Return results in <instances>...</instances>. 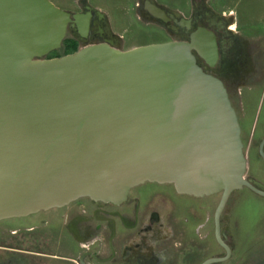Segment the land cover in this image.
<instances>
[{"label": "water", "instance_id": "1", "mask_svg": "<svg viewBox=\"0 0 264 264\" xmlns=\"http://www.w3.org/2000/svg\"><path fill=\"white\" fill-rule=\"evenodd\" d=\"M90 16L50 0H0V220L82 197L119 204L144 182L171 184L194 197L220 193L214 236L225 254L200 264L227 260L226 202L245 187L264 197V185L245 177L226 86L198 62L215 64L214 32L198 26L187 40L127 50L108 38L45 57L68 27L85 36ZM181 21L191 27L190 18Z\"/></svg>", "mask_w": 264, "mask_h": 264}, {"label": "rangeland", "instance_id": "2", "mask_svg": "<svg viewBox=\"0 0 264 264\" xmlns=\"http://www.w3.org/2000/svg\"><path fill=\"white\" fill-rule=\"evenodd\" d=\"M50 1L69 12H80L83 6L89 5L94 12L92 19L100 12L103 35L107 34L110 39H114L113 46L121 50L176 40L181 33L175 34L162 22L145 16L147 13L142 6L144 0ZM150 1L166 12H172L184 19L191 18L195 7L201 12L210 13L213 10L223 14L230 19L233 30L247 40L249 48L246 52L252 71L249 70L243 76L242 85L229 86L227 82L224 84L238 115L243 149L248 159L250 153L245 177L264 183L262 161L254 147L249 152L248 144L251 137L259 134L257 142L264 134V0ZM85 40L86 42L77 38L68 28L61 46L45 57H58L89 43L101 41L100 36ZM151 189V192L156 193L153 202L151 201L152 208H157L160 212L162 234L165 236L164 240H154V252L160 258L162 256L169 260V264H199L205 258L224 253L215 240L213 225V212L220 193L196 198L174 193L168 184L153 185ZM55 213L52 211V216ZM48 215L50 214L0 220V247L54 253L53 244L56 243V238L46 226L50 218ZM52 227L58 228L59 222L52 224ZM221 229L227 241L232 244V254L224 264H264V197L246 189L234 191L222 211ZM40 230L46 234L41 236ZM31 256L0 249V264H35L36 260ZM42 264L50 263L44 259Z\"/></svg>", "mask_w": 264, "mask_h": 264}, {"label": "flooded vegetation", "instance_id": "3", "mask_svg": "<svg viewBox=\"0 0 264 264\" xmlns=\"http://www.w3.org/2000/svg\"><path fill=\"white\" fill-rule=\"evenodd\" d=\"M153 4L156 6L153 1L144 0L142 6L147 13L145 16L162 22L167 26L168 30L173 31L175 34L181 32L177 37L178 39L187 40L189 34L198 26H204L212 30L215 35L218 57L213 66H209L198 57L199 64L207 72L220 78L223 83L227 82L226 84L229 86L243 84V76L247 75L249 70L250 72L252 71V66L246 52L249 46L247 40L233 30L229 18L213 10L210 13L201 12L195 7L190 18L191 27L188 28L185 22L181 21V18L178 16L165 19L164 15L167 17V14H160L159 11H155L152 7ZM87 7L89 5L83 6L80 11L83 13L89 11L91 13L86 35L81 36L76 26L68 28L72 30L77 38L84 40V42H86L85 39L88 37L95 38L97 36H100V42H103L109 37L107 34L103 35L104 31L100 26L102 17L96 14L95 19H92L94 12ZM257 136L250 138L248 142L249 152L252 147L255 148L264 168V160L260 153L261 149L264 154V134L256 142ZM241 139L243 140V137ZM248 157L249 159H247L250 163V153ZM248 178L257 181L254 178ZM260 183L264 185V183ZM153 185L165 184L144 182L134 186L129 190L126 199L119 204L94 201L87 197H82L62 207L50 208L23 216L50 214L48 215L50 218L46 226L56 238V243L53 244L54 253L23 248L16 250L3 246L0 249L5 251L12 250L25 256L27 254L32 255L31 257H34L36 260L35 264H42L44 259L49 261L50 264H54L53 262L66 264H169V260L163 259L162 256L160 258V255L154 252V240H164L165 236L162 234L163 224L160 221V212L157 208H152V200L156 195L155 192H151ZM168 185L172 187L174 193H177L171 184ZM243 189L252 192L246 187ZM147 193L149 194L148 196ZM252 193L257 195L254 192ZM180 195L193 197L187 194ZM52 211L56 212L55 216H52ZM58 222V228L52 227V224H57ZM33 229L34 227L30 230ZM221 230L220 217V232ZM43 233L46 234V232L41 231V236H43ZM221 234L224 242L230 248L231 256L232 244L227 241L224 233L221 232ZM224 254L225 252L220 256ZM227 260L214 264H224Z\"/></svg>", "mask_w": 264, "mask_h": 264}, {"label": "bare ground", "instance_id": "4", "mask_svg": "<svg viewBox=\"0 0 264 264\" xmlns=\"http://www.w3.org/2000/svg\"><path fill=\"white\" fill-rule=\"evenodd\" d=\"M152 7L154 8V10L156 11V6H154V4L152 5ZM152 8V9H153ZM159 10V9H158ZM153 11V10H152ZM160 11V10H159ZM154 12V11H153ZM85 23V18H84V20L82 19V18H80V20H79V22H78V27L80 28V30L82 29V27H83V30H84V24ZM75 26V25H74Z\"/></svg>", "mask_w": 264, "mask_h": 264}, {"label": "trees", "instance_id": "5", "mask_svg": "<svg viewBox=\"0 0 264 264\" xmlns=\"http://www.w3.org/2000/svg\"><path fill=\"white\" fill-rule=\"evenodd\" d=\"M74 47H75V45H74ZM74 52V51H73ZM65 54V53H64Z\"/></svg>", "mask_w": 264, "mask_h": 264}]
</instances>
